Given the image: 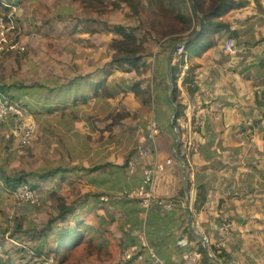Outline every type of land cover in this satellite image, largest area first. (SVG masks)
Returning a JSON list of instances; mask_svg holds the SVG:
<instances>
[{"label":"crops","instance_id":"1","mask_svg":"<svg viewBox=\"0 0 264 264\" xmlns=\"http://www.w3.org/2000/svg\"><path fill=\"white\" fill-rule=\"evenodd\" d=\"M24 1L15 0L16 10L17 5L22 8ZM39 1L31 6V11L37 18L40 17L37 21L38 30L52 34L51 21L48 17H42L41 13L51 12L52 7L65 11V6L51 3V6L47 4L49 8L41 10ZM237 1L242 5L228 13L230 28L216 45L202 54L197 53V49L184 53L188 67L196 65L195 92L190 95L187 85L182 83L183 70L177 84L181 91V103L186 104V113L178 118L182 129L181 133L179 130V136L189 150L187 160L192 177L203 180L207 189L205 205L199 212L192 213L194 226L196 223L202 225L208 243L212 244V224L230 220L232 230L222 248L227 258L225 264H264V0ZM233 29L237 30L238 36L234 39L241 50L230 55L222 49L221 43ZM38 36L39 33L32 40L28 39L29 34L14 38L30 43V54L25 60L31 61V82L11 84L7 75L0 72V85H11L8 89L12 93H29L32 106H28L41 133L44 127L42 113H46L45 134L48 138H40L31 146H35L38 157L47 160V168L43 171L55 168V164H60L62 169L47 179L39 177L42 170L29 174L30 180L36 183L37 189L44 195L42 200L45 204L39 208H29L28 205H24L26 208H17L18 216L25 220L28 218V227L8 221L9 227L5 229L4 235L12 227V234L15 231L17 233L13 238L10 236L11 241L2 236L0 255L11 257L12 245L17 247L14 248L17 253H24L21 246L26 240L40 239L36 245L38 249L32 248L35 252L55 247V233L61 223L57 216L67 207L73 209L66 219L71 225L79 219L100 227L109 238V244L115 241L123 250V234L120 231L123 212L128 213V220L136 226L139 223L138 204L124 199L99 202L94 197L100 193L119 196L129 190L130 186L124 181L125 161L132 154L146 121L153 116L160 125L156 139L157 157L160 161L167 157L173 158L175 167H181L182 172L181 177L178 175L179 195L167 201L173 205L175 212L174 217H167V222L171 221L174 225L173 229L167 231L165 224L156 223V215L150 211L147 225L149 242L165 261L181 262L194 246V241L187 240L186 235H183L182 221L189 222L188 211H194L192 203L195 190L194 183L187 190L184 162L174 153L177 140L173 143V132L169 128L174 114L170 116L169 110L173 111L171 106L176 105L174 102L167 104L162 99L165 97L166 85L169 86L167 98H171L172 64L180 56L176 49L172 53V49L178 42L159 35L148 37L145 41L146 50L154 57L155 62L152 63L157 73V80L152 84V96L156 99L150 105L141 104L134 92H124L127 86H131L129 82L137 79V74L129 66L118 73L117 68H123H115L111 58L105 56L107 39L104 38L98 44L96 52L87 46L77 52L72 60L78 67L77 71L74 68L65 70V65H62V70L56 74L60 69L59 56L47 54L38 60L31 59L34 48L38 47ZM40 43L41 49L48 48L49 37ZM8 67L4 70L7 71ZM61 73H67L68 80L61 79L58 76ZM100 81H105L104 85L109 88L105 94L103 91L94 92L95 83ZM21 85L27 88H21ZM5 91L12 95L10 91ZM112 127L118 128L117 135L113 132L108 137ZM59 129L65 138H59ZM101 129L107 138H94L93 132ZM127 133L133 138H127ZM131 180L132 185H138L140 175L137 174ZM190 193L192 199L186 200ZM75 198L79 206H75ZM81 210L88 212V216L75 214ZM6 245L11 247L10 251ZM27 258L30 260V257ZM10 262H13L12 259ZM137 262L133 263L146 264V255L138 254ZM120 264H124L123 259Z\"/></svg>","mask_w":264,"mask_h":264},{"label":"trees","instance_id":"2","mask_svg":"<svg viewBox=\"0 0 264 264\" xmlns=\"http://www.w3.org/2000/svg\"><path fill=\"white\" fill-rule=\"evenodd\" d=\"M87 7L98 10L100 7H109L110 9H119L122 4H127L129 9L132 10L136 18L138 19L137 26H125L121 24H114L111 29L119 35L110 42L106 43L105 51L111 55V61L119 66H129L137 74V79L131 80L124 92L132 91L135 93V97L140 99L141 104H154L155 96H152V84L154 80H157V73L154 70V57L152 53L146 50L145 41L148 37H155L159 35L166 37L169 41L175 40L178 43H183V47L188 52L192 49H197V53L202 54L204 51L209 50L216 45L220 39L223 38L224 32L230 28V20L228 19V13L235 8H238L242 3L237 0H194L197 5V10L201 14L202 23L200 25L197 13L191 6V0H80ZM15 0H0V9L4 10L5 14L9 12L12 5H15ZM2 10V11H3ZM141 14V15H139ZM144 18V19H143ZM200 28V29H199ZM199 29V31H198ZM198 31V32H197ZM197 32V35L186 42L191 36ZM229 36L236 38L238 36L237 30H230ZM224 41V40H223ZM222 41V42H223ZM222 44V43H221ZM245 44V42L243 43ZM185 52L181 53L179 58L172 64V93L171 99L167 98L168 85L165 87V97L162 99L170 104L175 103L176 107L171 106L173 111H170V116L173 113L172 122L169 124V128L173 132V143L177 138L174 128H178L180 133L182 131L178 122L180 116L186 113V104L181 103L180 89L178 88L177 79L183 71V65L185 63ZM152 58V60H151ZM196 65L189 66L184 70L182 83L187 85L188 92L194 94L195 81H194V69ZM105 81L95 83L94 92H102L103 94L109 91V88L104 85ZM11 85H0V90H7ZM15 86V85H13ZM21 88H27V86L21 85ZM137 91V93H136ZM6 92V91H5ZM110 94V93H109ZM154 100V101H153ZM169 116V117H170ZM187 148L182 140L181 136L177 139L176 151L180 160L184 162V176L187 182V190L189 191L194 183V199L192 203L193 214L199 212L207 201V189L203 180L198 177L193 178L189 163L187 160ZM189 151V150H188ZM62 168H51L45 170L39 174L42 179H47L50 176L56 174ZM28 183L31 187L37 188L36 183L32 182L26 174L7 175L0 167V183L3 188L10 190L17 184ZM134 203V202H133ZM137 203V202H135ZM138 204V203H137ZM139 209V205H138ZM137 209V210H138ZM63 212L57 216L60 218L61 223L58 225L55 233L56 246L48 248L41 252H35L31 250L35 255L41 254H54L58 259L59 264H63L66 258L78 246L82 245L92 248L93 252H107L109 245V238L105 236L102 228L96 227L85 220H76L74 225H71L66 219L73 209L71 207L63 208ZM151 213L156 215V223L165 224L167 231L173 229V224L168 221V218L164 220L163 215L165 213L164 204L154 202L151 207ZM2 209L0 208V215ZM166 222V223H164ZM183 235H186L187 240L194 241L193 248L197 249L201 254V262L204 264H217L205 254L204 248L201 242L192 232L189 222L187 220L182 221ZM4 230L9 227L8 220H6ZM149 226V224H148ZM174 234V233H173ZM4 235V234H3ZM147 238L149 240L148 231ZM150 241V240H149ZM210 247L214 254L227 261L224 252L219 251L213 244ZM3 248V239L0 232V251ZM22 259L27 258L26 251L21 255ZM10 257L0 255V264H11ZM124 264H131L137 262V256H134L129 261H123Z\"/></svg>","mask_w":264,"mask_h":264},{"label":"built area","instance_id":"3","mask_svg":"<svg viewBox=\"0 0 264 264\" xmlns=\"http://www.w3.org/2000/svg\"><path fill=\"white\" fill-rule=\"evenodd\" d=\"M15 11L16 5H12L7 14L0 9V63L6 53L23 54L28 48L26 42L11 36L16 29L14 24ZM35 35L36 33H32V36ZM222 49L230 55L237 54L241 50L240 45L229 35L222 42ZM183 52H185L183 43H179V46L176 47V53L180 55ZM187 68L188 64L184 63L183 70ZM0 128L9 130L12 141L11 149L30 146L41 138L35 116L29 106L19 99H13L3 90H0ZM159 131L160 125L151 116L141 130L132 154L125 161L124 181L130 186L129 190L119 194V196L100 193L95 195L94 199L99 202H116L118 199H124L137 202L139 205L137 213L139 223L136 226L128 220V213L123 212V219L120 223V231L123 234V261L131 260L136 254H145L146 264H201V254L195 248L190 249L179 263L165 261L155 252L147 238V225L152 204L154 202L164 204V219L174 217L173 205L167 201L176 198L180 192V178L173 158L167 157L160 161L157 157L156 139ZM137 174L140 175L139 184L132 185L131 178ZM9 195L13 206L8 210L7 219L17 225L26 223L22 216L17 215L18 207L28 205L39 208L43 204L41 192L28 183L17 184L9 190ZM192 197L193 195L190 193L186 196V200H190ZM195 228L202 233L204 232L203 226L198 223L195 224ZM231 230L232 222L230 220L215 221L212 224L210 228L212 244L219 251L224 247ZM12 232L13 230L9 229L5 233L4 239L11 241ZM21 247L25 249L23 252L26 251V255L27 253L34 255L33 257L37 259L38 264H59L54 254L35 255L31 247L27 248L25 245Z\"/></svg>","mask_w":264,"mask_h":264},{"label":"rangeland","instance_id":"4","mask_svg":"<svg viewBox=\"0 0 264 264\" xmlns=\"http://www.w3.org/2000/svg\"><path fill=\"white\" fill-rule=\"evenodd\" d=\"M38 0H25L23 2L22 8H18L15 11V19L14 24L16 26L15 31L11 34L12 38L16 36H20L21 34L27 35L29 34L30 40L35 39L37 33L39 36L37 37V48H34V52L32 53L31 59L38 60L42 56L47 54L59 56L61 59H58L60 62V69H58L55 73L58 74L60 70H62V65H65V70L67 68H74L75 71L78 70V67L73 63V58L76 56L77 52H80L83 49V46H87L93 48V52H96L98 44L102 43L103 39H107L106 43L110 42V40L119 37L113 29L110 27L114 24H129L131 27L134 24H137V18L135 13L129 9L127 4H122L119 9H110L109 7H100L98 10L91 9L87 7L80 0H40L39 4L42 6L41 10L49 8L47 4L54 3L58 6V3L64 4V10L62 11L59 7H52V11H48L47 13L42 12V17H48L52 23V34H45L38 30L37 21L40 19L36 17L34 11H31V6ZM16 5V4H15ZM30 5V6H28ZM3 10V9H2ZM4 11V10H3ZM5 12V11H4ZM22 12V15H21ZM66 12V13H64ZM51 13L50 16L48 14ZM27 14V15H23ZM141 15V14H139ZM142 16V15H141ZM143 17V16H142ZM66 19V22H65ZM144 19V18H143ZM27 21V22H26ZM129 27V26H128ZM110 29V31H107ZM20 31V33H19ZM32 33H36L35 36H32ZM49 37L48 48L41 49V41L45 38ZM19 40H21L19 38ZM22 42L27 43V50L23 54H18L15 52H9L4 55L1 63H0V72L2 75H7V80L11 84H16L18 81H28L31 82L30 79V60H25L30 54L29 41L21 40ZM105 48V47H104ZM105 56L109 59L111 58L110 54H107L105 51ZM6 63V67L8 70L5 71L4 65ZM17 66V69H15ZM123 69H118V73L125 71L126 66H119ZM132 69V68H130ZM134 70V69H133ZM66 72V71H65ZM18 73H21L22 76H16ZM127 73V72H125ZM61 79L68 80L67 73H61L58 75ZM32 87V86H29ZM10 91L9 89H7ZM27 91H29L27 89ZM11 92V91H10ZM12 93V92H11ZM10 93V94H11ZM15 93V94H13ZM13 99L19 98L24 103L29 106H32V101H30L29 93L28 94H20L17 92H13ZM154 90L152 89V94ZM28 95V96H27ZM154 101V100H153ZM151 105V104H150ZM31 108V107H30ZM43 118V132L41 133V138H48L46 133V113H42ZM159 122L161 120L159 119ZM111 133L108 137L111 136L113 132L117 135V127H112ZM104 130H100L99 132H93L94 138H107L106 133H103ZM125 136V135H124ZM127 138H133L130 133H127ZM9 130L6 128H0V167L4 170L5 174L13 176L18 174H26L29 177V174L32 172H40L42 169L47 168L46 162L47 160L42 157L37 156V151L35 146H27V147H15L11 149L12 141L10 139ZM59 138H65L63 136V131L59 129ZM37 156V157H36ZM55 168H61L60 164H55ZM178 170V175L181 177V167L176 166ZM60 170V169H59ZM43 171V170H42ZM30 179V178H29ZM43 200H44V195ZM75 206H79V203H76V198L74 199ZM45 204V202H43ZM11 198L9 195V190L3 188V185L0 183V208L2 209V214L0 215V232L4 238V233L1 231L5 228L3 224H5L7 219L8 210L12 207ZM26 208V206H22ZM19 208L20 210L22 209ZM29 207V206H28ZM30 208V207H29ZM44 209L47 210V207ZM95 212V211H93ZM75 214L80 216H88V212L79 211ZM26 216L25 214H23ZM99 215V214H97ZM27 218V217H26ZM50 218V217H48ZM92 223H95L92 221ZM28 218L26 223L20 225L21 227L27 228L28 226ZM13 230V227H12ZM17 233L15 231L11 234L12 238ZM9 235V234H8ZM10 236V235H9ZM20 239V237L17 236ZM10 241V240H9ZM40 242L39 240H26L23 245L27 248H37ZM7 246V250L10 251L11 247V259L13 262L11 264H38L37 259H35L30 253H27V256L30 257V260H25L20 258L19 256L23 253L14 250L15 245L11 247ZM20 249V245H19ZM25 250V249H22ZM19 254V255H18ZM32 256V257H31ZM138 256V254L134 255ZM123 258L122 246L115 241L108 245L107 252H93L92 248L80 245L70 252L66 261L63 264H120ZM21 259V261H20ZM131 264H134L133 262Z\"/></svg>","mask_w":264,"mask_h":264},{"label":"water","instance_id":"5","mask_svg":"<svg viewBox=\"0 0 264 264\" xmlns=\"http://www.w3.org/2000/svg\"><path fill=\"white\" fill-rule=\"evenodd\" d=\"M191 6L192 8L195 10V12L197 13V17L199 19V22H200V25L202 23V17H201V14L198 12L197 10V5L196 3L194 2V0H191ZM200 29V28H199ZM198 29V31H199ZM197 31V32H198ZM197 32L191 36L188 40L185 41L188 42L190 41L191 39H193L196 35H197ZM179 46V43L175 44V46L173 47L172 49V53L175 52V49L176 47ZM170 100L172 101V99L170 98ZM175 131H176V135H177V139L180 135L179 133V129L178 128H174ZM176 139V140H177ZM174 153H175V156L179 158L178 154L176 153V143L174 145ZM186 182V181H185ZM189 205V202H187V206ZM188 217H189V226L192 230V232L194 233V235L197 237V239L201 242L203 248H204V251H205V254L208 258H210L211 260H213L214 262H216L217 264H225L224 260L220 257H218L216 254L213 253L211 247H210V244L208 243V239L207 237L204 235V233L200 232L199 230H197L193 224V214L191 212V210L189 209L188 211Z\"/></svg>","mask_w":264,"mask_h":264}]
</instances>
